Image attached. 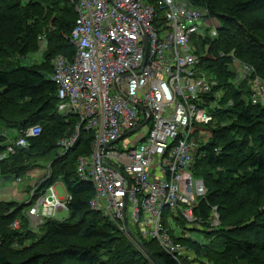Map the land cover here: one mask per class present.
Wrapping results in <instances>:
<instances>
[{"label": "trees", "instance_id": "trees-1", "mask_svg": "<svg viewBox=\"0 0 264 264\" xmlns=\"http://www.w3.org/2000/svg\"><path fill=\"white\" fill-rule=\"evenodd\" d=\"M189 1L221 24L216 36L194 37L201 68L216 80L208 100L215 97L221 105L212 110L213 123L200 127L210 134L191 167L207 189L195 213L211 228L191 230L202 232L207 243L184 231L178 235L175 226L188 229V224L167 216L166 226L186 245L188 255L179 263L133 228L151 257L108 215L91 206L95 188L78 175L77 162L91 152L94 132L82 130L72 149L59 152L57 142L74 131L78 117L59 114L60 99L51 79L53 58L61 54L73 61L76 54L70 42L74 7L66 0H0V123L17 129L20 136L31 126L42 127L26 147H16L0 160V176L21 178L41 167L45 157L54 156L50 177L43 181L42 175L35 186L45 189L62 180L72 195L69 216L45 218L40 238L24 212L29 203L0 200V264H264V100L254 102L251 96L256 79L264 85V0ZM45 34L43 61L21 65L23 58L40 50ZM236 60L250 67L241 81L232 69ZM11 140L1 134L0 151ZM213 207L220 215L215 227L210 220Z\"/></svg>", "mask_w": 264, "mask_h": 264}, {"label": "built area", "instance_id": "built-area-1", "mask_svg": "<svg viewBox=\"0 0 264 264\" xmlns=\"http://www.w3.org/2000/svg\"><path fill=\"white\" fill-rule=\"evenodd\" d=\"M66 1L77 15L70 34L76 54L73 61L55 56L51 79L60 99L59 114L76 115L78 122L57 142L59 152L72 149L82 130L93 131L91 152L77 162L78 175L95 188L91 206L127 235L134 228L155 240L180 263L188 249L173 238L165 219L180 217L188 226L204 221L195 208L207 189L191 167L208 140L200 127L214 121L211 108L219 106L214 96L208 100L216 80L201 68L194 46V37L204 36L200 29L211 27L207 11L189 0ZM46 40V34L40 37L41 48ZM249 71L243 65V76ZM253 98L264 100L258 80ZM41 132L39 124L24 131L0 151V160ZM44 173L43 181L50 177L51 166ZM30 200L28 215L39 228L58 211L69 212L72 195L62 198L55 185L38 186ZM210 220L213 227L220 223L217 207ZM13 225L18 228L20 223Z\"/></svg>", "mask_w": 264, "mask_h": 264}, {"label": "rangeland", "instance_id": "rangeland-1", "mask_svg": "<svg viewBox=\"0 0 264 264\" xmlns=\"http://www.w3.org/2000/svg\"><path fill=\"white\" fill-rule=\"evenodd\" d=\"M24 2H28L29 0H23ZM207 25L209 28L208 33L211 36H214L216 31L221 26L220 21L217 18L209 17L208 20H206ZM200 34H203L204 36L207 34V30L205 27L200 29ZM44 49L39 50L36 53H33L32 55H29L28 57L23 58L20 61L21 65H27L32 66L39 64L43 61ZM233 72L235 73V78L237 77V70L238 65L233 63L232 65ZM240 83V82H235ZM226 122H221V125H225ZM7 134L14 142L20 137V133L17 131V129L6 127L3 123H0V135L1 134ZM54 159V156H47L42 161L39 162V165L41 167H37L33 170H31L28 174L21 178H17L16 176L12 174H1L0 176V200H7V201H17L21 204H26L30 199V193L31 191L38 186H35L39 178L44 175L45 169H47L48 166H51V161ZM28 191V189H30ZM55 190L57 191L58 195L62 198L67 197L68 190L66 188L65 183L60 180L55 184ZM34 201H31L30 203H33ZM29 206H26L24 209L25 213H28ZM69 216V212L67 210L58 211L56 213V219L58 220H64ZM33 227V224H32ZM191 227V228H190ZM205 228V229H211L208 227H204L202 224L198 225H191L188 226V229L179 228L177 229V234H181V231H184L187 236H190L192 238L198 239L199 241L203 243H207V238L204 236V234L200 231L191 230L193 228ZM37 233L39 234V238L44 235V229L42 227L37 228L33 227ZM190 228V229H189Z\"/></svg>", "mask_w": 264, "mask_h": 264}, {"label": "clouds", "instance_id": "clouds-1", "mask_svg": "<svg viewBox=\"0 0 264 264\" xmlns=\"http://www.w3.org/2000/svg\"><path fill=\"white\" fill-rule=\"evenodd\" d=\"M207 17H208V16H207ZM206 30H207V34H209V33H208L209 28L206 29ZM207 34H206V35H207ZM206 35H205V36H206ZM216 35H217V31H216V33H215L214 36H216ZM41 36H42V35H41ZM200 36H202V35H200ZM205 36H202V37H205ZM46 41H47V40H46ZM46 46H47V42H46V45H45L44 47L41 48V41H40V50H41V49H45ZM207 51H208V50L206 49L205 53H206ZM53 59H54V58H53ZM52 61H53V60H52ZM234 63L238 65L237 78H236V79H237L238 81H241L242 79H244V78L246 77V75L243 76V74H242V72H241V71H242V67H243L244 64L240 63V62L237 61V60H236ZM52 64H53V63H52ZM52 73H53V72H52ZM51 76H52V75H51ZM212 78H213V77H212ZM213 79H214V78H213ZM257 80H258V79H256V80L254 81V83L251 84V96H252V98H253V89H254V86H255ZM258 81H259L260 84H262L260 80H258ZM262 85H263V84H262ZM263 86H264V85H263ZM216 101H217V100H216ZM217 102H218V101H217ZM254 102H255V101H254ZM218 104H219V102H218ZM220 106H221L220 104H219V106H216V107L213 106V108H211V112H212V110H214V109H216L217 107H220ZM212 123H213V122H212ZM212 123H211V124H212ZM211 124H208V125H206V126L208 127V126H210ZM203 126H205V125H203ZM31 127H32V126H31ZM25 131H26V130H25ZM205 131H207V130H205ZM22 134H23V132H22ZM207 134L209 135L210 133L207 132ZM58 150H59V149H58ZM44 174H45V173H44ZM54 185H55V184H54ZM68 193H69V192H68ZM31 201H33V200H30V199H29V201L27 202V203L30 204V205H29V208H30V206H31V203H30ZM27 214H28V213H27ZM28 216H29V215H28ZM29 218H30V217H29ZM30 220H31V218H30ZM15 221H16V220H15ZM15 221H14V222H15ZM18 221H19V220H18ZM31 222H32V220H31ZM13 224H14V223H13ZM13 226H14V225H13ZM19 226H20V225H19ZM176 233H177V232H176ZM182 233H183V231L181 232V234H178V235H182ZM128 235H129V234H128ZM129 237H130V236H129ZM145 253H146V252H145ZM146 254H147V253H146Z\"/></svg>", "mask_w": 264, "mask_h": 264}, {"label": "water", "instance_id": "water-1", "mask_svg": "<svg viewBox=\"0 0 264 264\" xmlns=\"http://www.w3.org/2000/svg\"><path fill=\"white\" fill-rule=\"evenodd\" d=\"M125 223L128 226V220H126ZM127 231L129 236L141 247V249H143V251H145L148 255L152 257V255L149 252H147L144 244L137 238V236L129 229Z\"/></svg>", "mask_w": 264, "mask_h": 264}, {"label": "crops", "instance_id": "crops-1", "mask_svg": "<svg viewBox=\"0 0 264 264\" xmlns=\"http://www.w3.org/2000/svg\"><path fill=\"white\" fill-rule=\"evenodd\" d=\"M28 191H29V189H28Z\"/></svg>", "mask_w": 264, "mask_h": 264}]
</instances>
